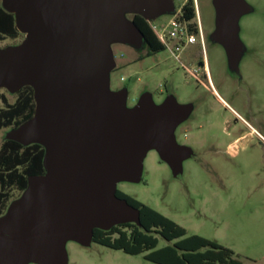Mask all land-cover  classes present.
Wrapping results in <instances>:
<instances>
[{
	"label": "water",
	"instance_id": "water-1",
	"mask_svg": "<svg viewBox=\"0 0 264 264\" xmlns=\"http://www.w3.org/2000/svg\"><path fill=\"white\" fill-rule=\"evenodd\" d=\"M24 41L0 52V89H34L32 120L7 139L46 148L44 176H32L0 217V264H67L65 244L93 242L94 229L136 223L140 213L116 196L120 181H138L146 153L157 150L174 170L191 152L175 130L189 106H155L148 95L126 108L127 90L112 92V44L142 47L125 14L154 20L175 0H0ZM213 39L234 62L242 52L238 22L244 0H214Z\"/></svg>",
	"mask_w": 264,
	"mask_h": 264
},
{
	"label": "rangeland",
	"instance_id": "rangeland-1",
	"mask_svg": "<svg viewBox=\"0 0 264 264\" xmlns=\"http://www.w3.org/2000/svg\"><path fill=\"white\" fill-rule=\"evenodd\" d=\"M244 1L250 11L239 19L238 36L244 55L250 56L246 62L249 77L261 83L260 87L256 94L250 90L220 46L210 52L209 72L213 89L237 113L239 123L224 113L221 105L212 104L218 115L202 131H193L191 152L178 170L151 149L143 158L140 179L120 181L116 190L171 219L189 236L217 242L246 264H264V0ZM180 3L175 0L174 12L160 15L155 23L167 24L178 13ZM197 8L204 39L214 44V0H197ZM125 15L131 20L132 14ZM20 42L0 40V52ZM111 49L116 67L109 74V89L127 90V109L134 108L144 95L155 106L161 105L165 87L172 86L180 103L195 101V45L180 54V61L167 51L148 56L144 46L116 43ZM1 93L9 102L15 101L7 89H0ZM260 99L262 108L256 106ZM10 132L0 130L1 143ZM164 244L161 240L160 247ZM65 251L67 264H154L146 261L144 254L128 255L94 242L82 245L69 240Z\"/></svg>",
	"mask_w": 264,
	"mask_h": 264
},
{
	"label": "trees",
	"instance_id": "trees-1",
	"mask_svg": "<svg viewBox=\"0 0 264 264\" xmlns=\"http://www.w3.org/2000/svg\"><path fill=\"white\" fill-rule=\"evenodd\" d=\"M195 18L194 1L189 0L182 9L181 19L191 21ZM131 21L144 36L148 56L165 51L147 20L132 15ZM7 39L23 42L25 34L18 30L15 14L0 2V40ZM34 93L31 86H25L13 94L14 102L0 94L3 103L0 130H15L33 119L36 112ZM45 155L46 148L40 144L25 146L9 139L1 143L0 136V217L26 191L30 177L46 175ZM116 196L139 211L140 225L126 223L109 230L94 229V243L128 255L144 254V259L154 264H246L232 250L198 235L189 236L186 229L123 192L117 190ZM161 240L165 242L162 247Z\"/></svg>",
	"mask_w": 264,
	"mask_h": 264
},
{
	"label": "flooded vegetation",
	"instance_id": "flooded-vegetation-1",
	"mask_svg": "<svg viewBox=\"0 0 264 264\" xmlns=\"http://www.w3.org/2000/svg\"><path fill=\"white\" fill-rule=\"evenodd\" d=\"M214 33V32H213ZM212 33V34H213ZM215 43H208L205 39L202 43H195V57L192 59V65L195 69L193 75L195 76L196 85H195V101L188 102L186 104L180 103L179 98L174 96V86L165 87L164 94L165 99L161 103L165 104L168 100L174 99L179 105L189 106V112L185 118V120L178 125L175 130V139L178 145L185 146L191 148L190 145L193 143V131L200 132L205 128V124H209L210 120H215V112L213 110L212 104L217 103L222 106V111L232 116L234 122L239 123V119L237 118V113L233 109H229L224 103L223 99L217 94V92L213 89L211 84L209 72H210V60L211 55L210 52L214 49L218 48V46L222 47L224 51H226L225 47L214 41ZM219 44V45H218ZM227 52V51H226ZM244 46H242V52L238 57L239 63H233L234 68L239 72L242 76L243 82L248 85L250 90L254 91L255 94L258 91L257 89L260 87L257 81H254L249 76L251 73L246 69V62L249 55H244ZM231 61V57L228 55ZM250 57V56H249ZM256 63V61H254ZM263 78L260 77V81ZM263 81V80H262ZM264 86V85H263ZM244 105H248L247 102ZM249 105H251L249 103ZM256 106L262 108L263 101L262 99L256 102ZM218 115V114H217ZM206 123H203V122ZM226 122V121H225Z\"/></svg>",
	"mask_w": 264,
	"mask_h": 264
},
{
	"label": "built area",
	"instance_id": "built-area-1",
	"mask_svg": "<svg viewBox=\"0 0 264 264\" xmlns=\"http://www.w3.org/2000/svg\"><path fill=\"white\" fill-rule=\"evenodd\" d=\"M189 0H180L178 13L167 24L159 25L154 20H147L158 41L164 46L165 51L171 53L178 61L180 54L190 45L204 42V33L200 21L197 19V0L194 1L196 18L188 21L181 19L182 9ZM121 81H125L124 78Z\"/></svg>",
	"mask_w": 264,
	"mask_h": 264
}]
</instances>
